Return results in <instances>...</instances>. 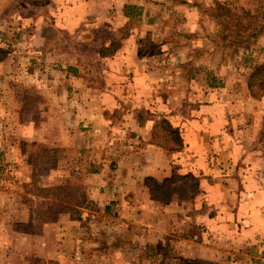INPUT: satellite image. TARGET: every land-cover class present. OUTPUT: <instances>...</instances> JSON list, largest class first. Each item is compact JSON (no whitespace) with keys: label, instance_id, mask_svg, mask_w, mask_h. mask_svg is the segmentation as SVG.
<instances>
[{"label":"crops","instance_id":"0c3cea01","mask_svg":"<svg viewBox=\"0 0 264 264\" xmlns=\"http://www.w3.org/2000/svg\"><path fill=\"white\" fill-rule=\"evenodd\" d=\"M4 1L8 7L18 2ZM52 1L54 11L47 16L20 11L15 21L24 28L32 26L34 45H43L47 30L56 35L70 31L78 39L91 41L95 26L111 23L120 30L133 21L134 16L125 14L126 5L143 6L139 0H117L115 6L113 2L104 5L101 0ZM97 9L103 14L98 15ZM166 27L162 18L148 22L145 28L132 27L129 35L118 36L120 43L113 54L98 53L94 64L75 60L49 68L61 77L53 85L54 107L60 110L58 94L66 84L71 96L68 103L73 106L66 112L78 126H86L89 135L95 129L131 138L125 148L115 152L117 175L106 177L107 165L103 162L104 167L96 170L101 188L89 194L102 218V229L110 237L104 235L103 246L94 253L87 252L88 239L82 235L85 229L81 219L70 217L75 225L72 231L60 222L70 215L58 213V221L46 222L43 228L46 233L54 229L57 235L52 248L44 241L46 251L41 254L51 264H134L135 258L138 264H144L160 255L167 256L171 263L202 260L211 264H264V95L252 96L247 77L242 74L248 67L225 61L226 51L221 45L214 41L212 47L205 48V37L199 36L193 39L196 53L192 54L187 43L171 45V38L176 41L179 37L167 34ZM144 29L146 36L151 32V40L161 44L160 56L168 61L147 59ZM56 35L54 42L61 39ZM37 48L29 55H39L41 48ZM98 72L102 80L96 81L93 74ZM209 74L218 82L209 81ZM160 117L179 128L184 143L181 149L170 151L152 141ZM173 172H191L199 178L195 196L182 200L176 197L167 203L154 199L145 178L163 180ZM91 211L85 209L82 217H96ZM135 229L144 234L146 242L138 245V233L130 231ZM194 229L196 234H190ZM126 236L128 241H122ZM64 242H71L72 250L61 247ZM161 245L166 252L160 251ZM144 247L155 251L138 252Z\"/></svg>","mask_w":264,"mask_h":264},{"label":"rangeland","instance_id":"374dc122","mask_svg":"<svg viewBox=\"0 0 264 264\" xmlns=\"http://www.w3.org/2000/svg\"><path fill=\"white\" fill-rule=\"evenodd\" d=\"M101 1L104 5H111L113 2L115 6L117 3V0ZM6 2L0 0V264H51L45 258L42 259L41 254L46 251L44 241L52 248V242L57 235L54 229H47L46 233L43 228L46 222L54 219L58 221V213L70 215L62 217L60 222L62 227H72V231L75 230V225L70 223V217L81 219V226L85 229L82 235L84 240L88 239L87 246L90 248L85 251L94 253L95 249L103 246L104 235L107 234L102 229L103 221L98 217L95 200L89 199L93 190L99 191L101 188L102 180L96 170L104 167V162L107 165L104 175L115 177V152L125 148L131 138L119 133L113 134V131L101 132L95 129L93 135H89L86 126H78L66 112L73 107L68 103L71 96L66 84L58 94L61 100L60 110L54 107L51 95L53 85L61 77L57 73L53 74L49 68L65 63L68 65L75 60L94 64L98 53L109 52L111 44L118 36L125 37L130 34L132 27L145 28L148 22L162 18L164 27L167 26L168 29L167 34L174 37L177 34L179 37L176 41L171 38V45L175 44L174 47H177L187 43V47H192V54H195L193 39L196 37H205V48L212 47V42L215 41L226 51L223 57L225 61L230 59L229 63L235 67H248L242 74L249 80L255 66L264 61V0H139L143 6L134 5L137 9H134L136 15L133 21L120 30L111 23L95 26L91 30V41L83 40L82 37L78 39V35L70 31L56 35L54 31L47 30L44 32L46 38L43 45L37 44V50L41 48L39 55L33 56L29 54L37 47L33 42L35 39H32L35 31L32 26L24 28L19 21H15L18 20L20 11L29 16H47L54 11L51 9L54 2L18 0L16 5L12 2L9 7ZM217 2L230 6L238 16H243V10H250L251 16H246L245 19L251 20L254 25H262V32L250 38L248 46H242L243 43L236 44L237 40H247L245 38L251 28L249 31H226L219 18L204 11V8H213ZM97 11L98 15L103 14L101 9ZM110 11L112 12V8ZM15 14H18L17 17H14ZM143 31L146 36V30ZM162 32L164 33L163 27ZM55 35L61 39L54 42ZM25 39L31 40L26 42ZM145 45L144 54L148 60L159 57L162 62L168 61L160 56L162 51L159 42L154 43L151 40V43L147 41ZM54 49L56 54L50 56L49 53ZM208 59L204 56V61ZM93 76L96 81L102 80L99 72ZM209 81L217 83L218 79L209 74ZM256 81L254 89L257 87L255 92L258 93L262 88L258 78ZM171 176H177L171 186L184 184L178 177V172H173ZM146 182L152 183L150 180ZM180 199L185 198L178 196L177 200ZM85 209L92 210L91 214L95 213L97 216L82 217ZM108 224L111 225V222ZM93 230L96 233H90ZM130 231L138 233V245L147 241L144 234L136 229ZM195 231L197 230L194 229L190 234H196ZM60 234L63 235V228ZM128 239L126 236L122 241L127 242ZM193 240L196 241L197 238ZM61 245L67 250L73 248L71 242ZM165 250L166 247L161 245L160 251L166 252ZM151 251L149 247H144L138 252L149 254ZM134 264H138L136 258ZM144 264L211 263L202 260H183L181 263L176 260L171 263L167 256L160 255Z\"/></svg>","mask_w":264,"mask_h":264},{"label":"trees","instance_id":"16d2710c","mask_svg":"<svg viewBox=\"0 0 264 264\" xmlns=\"http://www.w3.org/2000/svg\"><path fill=\"white\" fill-rule=\"evenodd\" d=\"M134 9H137V7L132 4L126 5L125 6L126 16H130V17L135 16L136 13ZM204 11L207 13L209 12L211 16L213 17L219 18L222 21L224 29L226 31L228 30L233 31V32L241 31V30L249 31L251 28L249 35L247 36V38H245L247 40H237L236 44L238 45L240 43H243L242 46H248V43H247L248 40L250 38H254L258 36L262 32V28H263L262 25L261 26L254 25L251 20L245 19L246 16H251L250 10H243V16H240V15L238 16L236 15V13H234L233 9L230 6L217 2L213 8L212 7L204 8ZM128 24L129 23H127L126 25ZM151 36H152V33L148 32L147 41L149 43H151ZM146 42H144V48L147 45V44L145 45ZM119 43H120V40L116 39L115 42L111 44L110 47L112 48L111 50H109V52L101 51L99 54L100 55L101 54L102 55L113 54L117 50ZM257 78L259 79V83L262 88V90L258 93L255 92V89L257 87L254 89V86H255L254 84L257 83L256 81ZM248 85H249V89L253 97L257 98V97H261L262 95H264V61L260 62L257 66H255L253 72L250 75V79L248 80ZM152 141L154 143H157L161 146L166 147L170 151L181 149L184 145L183 138H182L179 128L174 127L165 117H160L159 119L156 120ZM178 177L181 179V181L184 184H180L178 186H171V183L175 181L177 176L166 177L163 180H158L155 177L148 176L145 178V182L147 180L148 181L150 180L152 182L151 184H148L146 182V184L148 185L150 189L151 196L154 199L159 200L164 203H167L178 196L181 198L194 197L197 191L199 190V184H200L199 178L191 172L186 175H180ZM191 181L193 182V184H191L192 183ZM160 192H162L161 195H160ZM149 249L152 251H155L154 248L152 249L150 247Z\"/></svg>","mask_w":264,"mask_h":264}]
</instances>
